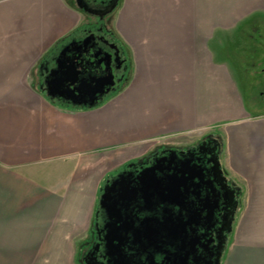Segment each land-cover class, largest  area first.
<instances>
[{"label": "crops", "instance_id": "obj_1", "mask_svg": "<svg viewBox=\"0 0 264 264\" xmlns=\"http://www.w3.org/2000/svg\"><path fill=\"white\" fill-rule=\"evenodd\" d=\"M226 1L118 0L105 22L129 77L88 107L49 95L45 83V66L87 12L74 0H0V257L82 264L100 186L116 168L103 165L166 138L215 135L240 188L222 264H264V110L247 102L261 64L246 20L260 9ZM18 240L26 247L1 246Z\"/></svg>", "mask_w": 264, "mask_h": 264}, {"label": "flooded vegetation", "instance_id": "obj_2", "mask_svg": "<svg viewBox=\"0 0 264 264\" xmlns=\"http://www.w3.org/2000/svg\"><path fill=\"white\" fill-rule=\"evenodd\" d=\"M74 1L87 12V20L71 40L88 37V43L81 48L71 45L62 59H73L82 52L86 67L103 75L105 82L114 80L113 86L104 88H110L103 94L104 101L130 73L125 51L105 22L115 0ZM66 44L45 66L47 73L57 65ZM98 48L102 51L96 57ZM113 183L112 204H117L109 216L99 201L104 187ZM121 187L136 190L137 195L117 199ZM170 190L175 194L167 195ZM239 205L240 188L222 166L221 148L210 136L190 144L157 145L104 176L92 233L79 259L82 264H114L123 253L131 258L130 264H222ZM107 234L114 238L113 255L107 253Z\"/></svg>", "mask_w": 264, "mask_h": 264}, {"label": "water", "instance_id": "obj_3", "mask_svg": "<svg viewBox=\"0 0 264 264\" xmlns=\"http://www.w3.org/2000/svg\"><path fill=\"white\" fill-rule=\"evenodd\" d=\"M118 0H115V3L111 7V10L115 8ZM88 43V37L83 41H79L77 39L71 40L67 43L61 50L59 56L56 59L57 65L49 70L45 78V83L47 86V92L51 96H57L63 98L74 105L78 106H88L93 107L98 105L103 101L104 93L108 92L109 89L105 91L106 86H113L115 81L105 82L103 81V75H97L93 73L92 68H88L85 65L87 61L84 63V58L82 55L84 53H78L77 56L73 59L65 58L62 59V56L66 53V50L69 49L71 45H76L77 47H84ZM92 48V47H91ZM90 48V49H91ZM89 49V50H90ZM101 48H98L95 56L97 57L101 53ZM108 54V52H106ZM105 60V57L101 59V62ZM101 94L102 99L99 97ZM117 184V182H116ZM116 184H112L111 186L104 187V193L101 194L99 206L103 208L106 213L110 216L114 205L117 202L112 204L113 194L115 191ZM175 191H168L167 195H174ZM136 190L131 191L124 187H121L115 196H118L117 199H131L133 196H136ZM116 199V201H117ZM109 233V231H108ZM114 238H111L109 234H107V248L108 255H113L111 249L113 247ZM120 247V244L118 245ZM131 258L126 257L123 253L118 254L115 258L114 264H130Z\"/></svg>", "mask_w": 264, "mask_h": 264}, {"label": "rangeland", "instance_id": "obj_4", "mask_svg": "<svg viewBox=\"0 0 264 264\" xmlns=\"http://www.w3.org/2000/svg\"><path fill=\"white\" fill-rule=\"evenodd\" d=\"M225 8L227 9H250L252 7H258L260 9V12H258L257 14H255L251 20L248 19L246 20L247 22H250L249 25H252L255 30V39L254 42L259 44V47L256 51H254L255 56H257V61L259 60L261 66L260 68L255 71L254 73V80L249 88V92L247 94V102L251 105L254 104L255 106H258L260 109L264 110V13H262V10H264V0H260V1H235V0H231V1H226L223 2V4ZM236 17L235 16H228L227 17V21L228 23H235L236 21ZM239 20L241 18H238ZM85 24H83L82 28H84ZM81 28V30H82ZM80 31V30H79ZM234 52V54H239V50L238 49H234L232 50ZM128 63V61H127ZM252 88V90H251ZM200 140V139H199ZM198 139H191V137H183L180 140H175V138H166L164 140H162V142L156 143L153 146H147L148 148H145L146 150L142 153L145 154L146 152L152 150L155 146L157 145H175V144H190V143H194L197 142ZM116 159V158H115ZM115 161V160H114ZM113 161V162H114ZM120 161H115L114 163L111 164V162H108V166H104L101 167V169H106L107 167H113V165H115L116 167L120 165ZM232 236V235H231ZM27 242L24 241H14L11 242L9 244V242L7 241H3L1 246L7 250L11 247H16L15 249H19L21 247H26L25 244ZM35 245H32V249L34 248ZM7 248V249H6ZM7 251H5L6 253ZM30 259H32V257L28 258H21L22 260V264H28ZM12 260V261H11ZM14 258H11L10 256H4V257H0V263L1 264H15L13 262ZM32 263V262H31Z\"/></svg>", "mask_w": 264, "mask_h": 264}, {"label": "trees", "instance_id": "obj_5", "mask_svg": "<svg viewBox=\"0 0 264 264\" xmlns=\"http://www.w3.org/2000/svg\"><path fill=\"white\" fill-rule=\"evenodd\" d=\"M210 137L218 143L220 148L222 147V141H221V138L219 136L212 135Z\"/></svg>", "mask_w": 264, "mask_h": 264}]
</instances>
